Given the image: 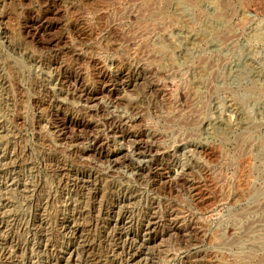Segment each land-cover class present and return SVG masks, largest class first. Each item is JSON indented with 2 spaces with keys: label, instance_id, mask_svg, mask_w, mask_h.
Segmentation results:
<instances>
[{
  "label": "rangeland",
  "instance_id": "obj_1",
  "mask_svg": "<svg viewBox=\"0 0 264 264\" xmlns=\"http://www.w3.org/2000/svg\"><path fill=\"white\" fill-rule=\"evenodd\" d=\"M0 264H264V0H0Z\"/></svg>",
  "mask_w": 264,
  "mask_h": 264
},
{
  "label": "bare ground",
  "instance_id": "obj_2",
  "mask_svg": "<svg viewBox=\"0 0 264 264\" xmlns=\"http://www.w3.org/2000/svg\"><path fill=\"white\" fill-rule=\"evenodd\" d=\"M109 75V74H108ZM107 75V76H108ZM105 76V75H104ZM110 76V75H109ZM135 82H136V80H135ZM95 102V101H94ZM70 121V120H69ZM73 128V127H72ZM138 139V138H137ZM144 145V144H143ZM150 147V146H149ZM146 148V147H145ZM150 150V149H149ZM118 154V153H117ZM122 155V154H121ZM109 156V155H108ZM117 156V155H116ZM111 158V157H110ZM173 178V177H172ZM119 221V220H118ZM157 224H159V221H158V219L156 218V220L152 223V225L153 226H156ZM149 226H150V224L148 225V228H149ZM152 226V227H153ZM157 227V226H156ZM155 234V233H154ZM153 239H154V237H153ZM138 254H139V252H138ZM141 254V253H140ZM139 256V255H138Z\"/></svg>",
  "mask_w": 264,
  "mask_h": 264
}]
</instances>
